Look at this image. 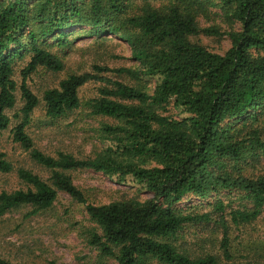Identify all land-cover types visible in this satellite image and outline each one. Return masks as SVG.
Listing matches in <instances>:
<instances>
[{
    "label": "trees",
    "instance_id": "16d2710c",
    "mask_svg": "<svg viewBox=\"0 0 264 264\" xmlns=\"http://www.w3.org/2000/svg\"><path fill=\"white\" fill-rule=\"evenodd\" d=\"M219 1L238 30L226 34L217 28L200 30L196 17L204 0H167L161 8L147 0H0V133L9 125L6 111L16 102V60L29 54L20 72L22 118L12 130V140L51 173L48 184L30 171L18 170L27 189L1 192L0 216L23 205L32 206L34 215L50 208L63 192L82 204L95 223L89 244L118 264H219L213 256L192 259L169 242L185 224L209 220L208 215L197 218L178 209L191 196L204 198L219 190L244 193L252 209L233 212L235 225L264 211V176H233L225 165L250 151L264 152L260 135L264 125L254 126L264 120V0ZM77 24L90 26L96 34L119 37L128 45L136 67L94 66L93 72L70 75L42 93L46 117L56 120L81 106V87L103 83L99 97L88 106L93 115L117 122L103 129L111 146L94 157L77 160L59 153L52 158L36 150L25 131L40 102L26 80L39 68L63 70L61 59L41 43L56 32L57 45H65L63 29ZM200 31L226 35L230 48L220 55L187 40ZM106 72L151 79L154 89L148 93L110 80L103 76ZM170 103L178 110L175 118L163 115ZM124 157L138 162H126ZM148 160L155 166H145ZM81 169L116 176L117 181L140 186L152 196L143 202L92 205L64 173ZM11 171L0 153V174ZM216 209L223 211L220 202ZM220 224L226 228L223 218ZM221 249L230 259L226 234ZM0 264L14 263L0 257Z\"/></svg>",
    "mask_w": 264,
    "mask_h": 264
},
{
    "label": "rangeland",
    "instance_id": "374dc122",
    "mask_svg": "<svg viewBox=\"0 0 264 264\" xmlns=\"http://www.w3.org/2000/svg\"><path fill=\"white\" fill-rule=\"evenodd\" d=\"M167 0H147L150 5L161 8ZM196 21L200 30L217 28L221 33L238 30L239 25L230 20L220 9L219 0H204ZM65 45L59 46L56 32L42 43L47 51L58 56L63 62V70L52 72L39 68L30 74L26 85L39 99V105L30 115L25 131L31 138L34 148L46 156L55 158L59 153L68 154L77 160L92 158L101 153L112 142L103 130L105 126H114L117 122L91 113L89 103L99 97V90L105 85L89 82L78 91L81 106L61 118L50 120L45 115L42 93L56 88L59 82L70 75L93 72L94 66L115 70L118 68L134 69L136 63L131 60L128 45L115 35L96 34L87 25H70L63 29ZM190 43L205 49L224 54L230 48L226 35H207L200 31L187 37ZM29 54L16 60L13 79L17 83L16 102L12 109L6 111L9 118L7 129L0 133V153L11 164L12 171L0 174V193H12L26 190L27 186L18 178L20 169L30 171L50 184V171L32 161L30 153L23 150L12 140V130L21 122V99L19 86L20 72L26 66ZM103 76L120 81L129 86L152 93L154 82L151 79L138 80L112 72ZM159 112V111H158ZM165 116L177 117L178 110L170 103L163 113ZM258 120L254 126L264 125ZM264 141V127L260 132ZM123 160L137 163V159ZM226 170L233 176L257 178L264 176V152L257 149L247 153L238 162H225ZM147 167L155 166L152 160L145 161ZM74 186L80 190L92 205H105L117 202H143L151 194L140 186L117 181L116 176H108L91 170H70L64 172ZM220 202L223 211L216 209ZM183 214L196 216L208 215V221L196 220L185 224L169 242L178 252L194 259L213 256L219 264H264V211L254 220L235 225L231 214L236 211H250L251 201L237 190H219L209 193L204 198L191 196L178 205ZM34 208L23 205L0 216V257L14 264H118L114 259L102 254L89 244L90 233L97 230L82 204L59 192L56 200L48 209L32 215ZM223 218L226 228L220 220ZM226 234L229 241L230 259H225L221 241ZM151 264H158L152 262Z\"/></svg>",
    "mask_w": 264,
    "mask_h": 264
}]
</instances>
